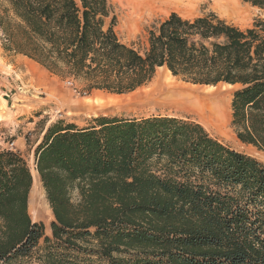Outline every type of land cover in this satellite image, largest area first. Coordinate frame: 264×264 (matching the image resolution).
Returning a JSON list of instances; mask_svg holds the SVG:
<instances>
[{
    "label": "trees",
    "instance_id": "obj_1",
    "mask_svg": "<svg viewBox=\"0 0 264 264\" xmlns=\"http://www.w3.org/2000/svg\"><path fill=\"white\" fill-rule=\"evenodd\" d=\"M117 25L110 0H0L4 50L88 92H132L160 68L194 85L238 86L232 126L264 151V18L241 27L214 12H171L142 48ZM35 169L52 237L29 213L25 157L0 150V264H264V163L190 117L57 120Z\"/></svg>",
    "mask_w": 264,
    "mask_h": 264
},
{
    "label": "rangeland",
    "instance_id": "obj_2",
    "mask_svg": "<svg viewBox=\"0 0 264 264\" xmlns=\"http://www.w3.org/2000/svg\"><path fill=\"white\" fill-rule=\"evenodd\" d=\"M110 1L118 15L116 30L119 38L141 48L146 45L150 27L171 12L188 17L214 12L241 27H248L255 20L264 18V9L241 0H179L172 5L159 4L155 7H141L131 0ZM2 42L0 34V150L11 149L10 144L14 142L11 150L22 153L32 173L35 149L52 123L63 119L85 125L97 116L170 114L190 117L228 146L253 155L264 163V151L241 142L232 126V98L238 86L194 85L160 68L149 83L132 92L119 94L96 89L88 92L85 83L71 78L63 79L22 54L6 51ZM174 86L196 88L203 94L214 96L216 101L225 100L229 110L226 120H205L194 111L176 107L165 89ZM29 213L34 222L44 224L45 235L52 237L53 212L45 189L35 175L29 197ZM40 244L44 245L43 239ZM32 264L41 263L35 258Z\"/></svg>",
    "mask_w": 264,
    "mask_h": 264
},
{
    "label": "bare ground",
    "instance_id": "obj_3",
    "mask_svg": "<svg viewBox=\"0 0 264 264\" xmlns=\"http://www.w3.org/2000/svg\"><path fill=\"white\" fill-rule=\"evenodd\" d=\"M141 7H155L159 4L172 5L179 0H131ZM215 87V86H209ZM169 92V97L176 107L188 109L199 114L205 120L209 121H225L229 113L228 105L224 101H216L215 97L209 94H203L196 88L183 89L179 87L165 88ZM35 178L41 182L37 171L33 170ZM51 211V210H50Z\"/></svg>",
    "mask_w": 264,
    "mask_h": 264
},
{
    "label": "built area",
    "instance_id": "obj_4",
    "mask_svg": "<svg viewBox=\"0 0 264 264\" xmlns=\"http://www.w3.org/2000/svg\"><path fill=\"white\" fill-rule=\"evenodd\" d=\"M13 147H14V142H12V143L10 144V148L13 149Z\"/></svg>",
    "mask_w": 264,
    "mask_h": 264
},
{
    "label": "crops",
    "instance_id": "obj_5",
    "mask_svg": "<svg viewBox=\"0 0 264 264\" xmlns=\"http://www.w3.org/2000/svg\"><path fill=\"white\" fill-rule=\"evenodd\" d=\"M0 51H1V46H0ZM4 99V98H3ZM4 101H6L7 102V99H4ZM8 104V103H7Z\"/></svg>",
    "mask_w": 264,
    "mask_h": 264
}]
</instances>
